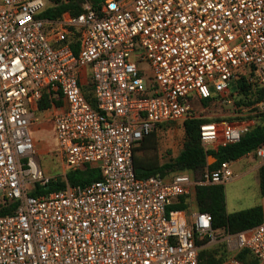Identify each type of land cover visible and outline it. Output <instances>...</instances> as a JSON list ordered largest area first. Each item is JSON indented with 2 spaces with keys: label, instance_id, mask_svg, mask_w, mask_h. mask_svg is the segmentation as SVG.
<instances>
[{
  "label": "built area",
  "instance_id": "2783aa9c",
  "mask_svg": "<svg viewBox=\"0 0 264 264\" xmlns=\"http://www.w3.org/2000/svg\"><path fill=\"white\" fill-rule=\"evenodd\" d=\"M69 1L0 0V264H199L211 243L225 244L221 264H245L243 249L264 264V215L230 232L169 208L228 182L231 162L198 177L138 178L133 166L150 132L203 117L194 102H231L239 75L264 91V0H81L79 13L46 15ZM34 113L53 125L61 178L37 161ZM235 113L199 126L205 149L238 141L264 97ZM249 154L264 160V143ZM85 166L101 178L71 185L66 173ZM57 179L63 188L31 194Z\"/></svg>",
  "mask_w": 264,
  "mask_h": 264
},
{
  "label": "trees",
  "instance_id": "16d2710c",
  "mask_svg": "<svg viewBox=\"0 0 264 264\" xmlns=\"http://www.w3.org/2000/svg\"><path fill=\"white\" fill-rule=\"evenodd\" d=\"M81 0H71L65 4L50 8L46 11V15L53 17L59 16L64 11L72 13H79ZM231 93L235 112L239 107H249L259 100L263 99L264 91L258 86L256 82H249L243 75L236 78L235 85L232 87ZM86 98L94 106V100L91 93L87 92V88L83 89ZM214 94L211 97L201 101V104L206 107L214 103ZM50 106L48 96L43 97L40 110H44ZM239 119L238 116H236ZM255 124L245 133H243L239 140L234 143H228L216 148L205 149L199 139V126L205 122H209L208 118L195 117L186 118L182 121L184 130V141L179 153L168 159L165 162H160L157 157L156 150V131L150 132L146 135L133 151V166L135 175L138 178H145L151 175H160L164 178L169 177L175 173L186 172L191 175H201L205 170H214L221 162H233L242 156L253 153L257 147L264 143V114L256 117ZM165 125H160L161 127ZM146 148L152 149L154 152L150 154H140V150ZM211 156L215 160L211 164H207L208 157ZM66 178L71 185H85L94 180H99L101 175L97 169L85 166L82 169L68 171ZM259 184L261 194L264 195V166L259 169ZM64 187V182L57 179L55 182L49 184V188L36 186L31 192L33 196L46 194L53 190ZM223 185H197L195 186V196L197 210L201 212H208L212 218V226L215 230H228L230 232L242 231L246 228L258 224L264 215L262 210L258 207H249L227 213ZM187 197H180L179 201L171 204L169 208L172 209H187ZM5 213V210H0V214ZM227 256V251L224 243H219L215 247H204L199 251V264H221ZM237 258L245 264H254L255 260L247 249L241 250L237 254Z\"/></svg>",
  "mask_w": 264,
  "mask_h": 264
},
{
  "label": "rangeland",
  "instance_id": "374dc122",
  "mask_svg": "<svg viewBox=\"0 0 264 264\" xmlns=\"http://www.w3.org/2000/svg\"><path fill=\"white\" fill-rule=\"evenodd\" d=\"M193 110L199 116L208 118L211 121L237 122L235 105L232 97L231 102L218 101L209 106H202L197 102L193 103ZM33 120L29 126V133L35 143L37 161L45 174L61 178L62 169L60 159L56 152L54 130L52 123L43 118V115L34 113ZM155 153L160 162H165L175 157L182 148L184 141V130L181 122L168 123L156 130ZM154 152L150 148L140 150V154ZM210 162L213 161L210 159ZM264 166V160L257 156L245 155L239 162H232L231 179L223 187L226 210L229 212L249 207H258L264 213V195L261 194L259 184V169ZM196 177L199 176L195 175ZM188 208L196 209V201L190 196L187 199ZM217 244H208L204 247H215Z\"/></svg>",
  "mask_w": 264,
  "mask_h": 264
},
{
  "label": "water",
  "instance_id": "95a60500",
  "mask_svg": "<svg viewBox=\"0 0 264 264\" xmlns=\"http://www.w3.org/2000/svg\"><path fill=\"white\" fill-rule=\"evenodd\" d=\"M210 159H211L212 161L215 160V158L209 156V157H208V160H207V164H208V165L211 164ZM45 189H48V186H46Z\"/></svg>",
  "mask_w": 264,
  "mask_h": 264
},
{
  "label": "crops",
  "instance_id": "0c3cea01",
  "mask_svg": "<svg viewBox=\"0 0 264 264\" xmlns=\"http://www.w3.org/2000/svg\"><path fill=\"white\" fill-rule=\"evenodd\" d=\"M247 155L249 156V155H251V154H247ZM247 155H246V156H247ZM242 157H244V156H242ZM242 157H241V158H242ZM241 158H239V159H237V160H235V161H233V162H239V160H240ZM231 163H232V162H231ZM225 184H226V183H225ZM225 184H223V186H224ZM226 211H227V210H226ZM232 212H234V211H232ZM227 213H231V212L227 211Z\"/></svg>",
  "mask_w": 264,
  "mask_h": 264
}]
</instances>
